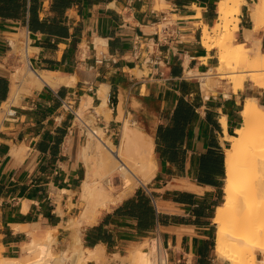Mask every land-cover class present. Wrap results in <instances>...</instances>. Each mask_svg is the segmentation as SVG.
Wrapping results in <instances>:
<instances>
[{"label":"crops","instance_id":"crops-1","mask_svg":"<svg viewBox=\"0 0 264 264\" xmlns=\"http://www.w3.org/2000/svg\"><path fill=\"white\" fill-rule=\"evenodd\" d=\"M218 1L0 0V107L24 51L33 71L54 74L52 86L20 83L8 104L14 116L0 122V257H25L29 233L51 231L54 254L75 234L81 248L103 247L104 260L87 264H116L115 254L151 238L168 264H223L213 215L222 199L224 130L232 135L240 124L245 98L264 106V89L244 82L233 92L217 75H204L217 64L201 35L216 22ZM254 1L241 6L236 42L252 26ZM101 89L110 111L96 115L95 125L117 144L120 102L123 117L151 137L156 170L95 222L73 228L86 176V126L77 114L89 97L82 117L92 115Z\"/></svg>","mask_w":264,"mask_h":264},{"label":"bare ground","instance_id":"bare-ground-1","mask_svg":"<svg viewBox=\"0 0 264 264\" xmlns=\"http://www.w3.org/2000/svg\"><path fill=\"white\" fill-rule=\"evenodd\" d=\"M252 3L249 9L252 26L243 31L244 42L234 40L241 6L246 0H219L216 22L210 28L203 24L202 28V46L217 51L216 66L209 68L204 75H217L227 80L233 92L240 90L245 81L264 89V52L260 50L258 36L259 32L264 34V0ZM16 44L17 40L11 42L12 48L15 49ZM23 57V65L16 67L10 76V99L0 107L4 110V106L15 103L14 96L22 91L19 85L23 81L52 86L54 74L33 71L26 59V51ZM98 95L102 101L93 108L92 115L83 118L82 114L90 105L89 97L77 114L86 126V142L81 150L86 176L79 188L81 210L72 221L73 228L95 222L101 209L129 195L138 183L148 182L156 170L151 137L123 115L118 116L122 122L118 143L113 144L104 137V129L95 125L94 118L105 115L103 108L107 98L104 89L98 91ZM117 110L121 111L120 102ZM240 114L242 120L234 133L228 135L224 130L223 202L213 215L214 251L223 264H264V208L260 207L264 198V107L259 106L254 97L245 98ZM220 119L225 128V117ZM113 176L120 178L119 186L112 183ZM119 187L120 193L114 194ZM29 236L24 247L25 257H0V264H87L90 261L99 263L105 258L101 246L81 248L76 234L66 250L57 254L51 251V244L55 241L51 231L41 238H36L33 232ZM160 243V240L151 238L126 255L114 256L121 260L120 264H166L167 258L162 254L165 252L161 251Z\"/></svg>","mask_w":264,"mask_h":264},{"label":"rangeland","instance_id":"rangeland-1","mask_svg":"<svg viewBox=\"0 0 264 264\" xmlns=\"http://www.w3.org/2000/svg\"><path fill=\"white\" fill-rule=\"evenodd\" d=\"M20 40H19V45H18V48H20V50H21V52H23V49H24V44H23V35H20V38H19ZM235 41V40H234ZM236 42V41H235ZM237 42H238V39H237ZM216 54H217V51H216ZM212 76H214V75H212ZM216 76V75H215ZM220 80L221 78H218L217 76L215 77V80ZM222 80H224V79H222ZM226 82H227V80H225ZM246 82V81H245ZM246 83H248V84H251V85H253L252 83H250V82H246ZM108 104H109V108H111V104L108 102ZM260 104H262V105H264V102H261ZM5 107V110H4V108L2 107V108H0V122H1V120L3 119V118H6V116H5V112L7 111V109H8V106H4ZM120 107H121V103H120ZM262 107H264V106H262ZM103 110L105 111V113H106V111L107 112H109L110 111V109H108L107 108V103H106V106L103 108ZM3 111V112H2ZM122 115L123 114V109H122V107H121V111L119 110L118 111V115ZM128 120H129V122L130 123H133V121H131V119L128 117L127 118ZM96 122V120H95V118H94V123ZM131 126H134V125H131ZM112 183L114 184V185H117V186H119L120 185V178L118 177V176H113L112 177ZM138 185V184H137ZM222 185H223V180H222ZM222 187V186H221ZM135 188V187H134ZM120 187L119 188H117V190H115V191H113V193H115V194H118V193H120ZM221 194H222V199H221V204H222V202H223V190L221 189ZM261 208H264V198H262V200H261ZM72 224V223H71ZM53 236H54V234H53ZM153 239V238H152ZM155 240H157L158 242H159V240L158 239H155ZM135 247H137V245L136 246H134V247H132L131 249H129V250H127V251H125L122 255H126L127 253H128V251H130V250H132V249H135ZM161 248H162V246H161ZM163 250V248L161 249V251ZM253 250L256 252V248H253ZM162 252H164V250L162 251ZM162 254H164L165 255V253H162ZM115 257V256H114ZM258 258H260V256L258 255L257 256ZM117 259V258H116ZM219 259H221L220 257H219ZM120 259H117V262H116V264H120ZM166 264H168L167 263V261H166Z\"/></svg>","mask_w":264,"mask_h":264},{"label":"built area","instance_id":"built-area-1","mask_svg":"<svg viewBox=\"0 0 264 264\" xmlns=\"http://www.w3.org/2000/svg\"><path fill=\"white\" fill-rule=\"evenodd\" d=\"M5 116L6 118H11L14 116V111L11 109H7V111L5 112ZM179 263V260L176 261V264Z\"/></svg>","mask_w":264,"mask_h":264},{"label":"water","instance_id":"water-1","mask_svg":"<svg viewBox=\"0 0 264 264\" xmlns=\"http://www.w3.org/2000/svg\"><path fill=\"white\" fill-rule=\"evenodd\" d=\"M109 103H110L111 105H115V103H116V98H115L114 95L111 96V97L109 98Z\"/></svg>","mask_w":264,"mask_h":264}]
</instances>
